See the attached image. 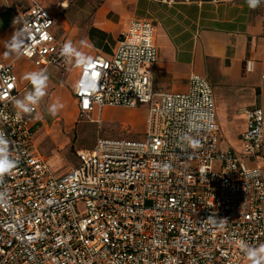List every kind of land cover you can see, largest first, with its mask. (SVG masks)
<instances>
[{"label":"built area","instance_id":"obj_1","mask_svg":"<svg viewBox=\"0 0 264 264\" xmlns=\"http://www.w3.org/2000/svg\"><path fill=\"white\" fill-rule=\"evenodd\" d=\"M56 22L40 4L18 12L19 56L42 70L67 69L73 58L61 55L66 41ZM92 59L96 89L81 87L82 66L74 87L79 116L145 105V139L99 136L58 175L37 148L38 106L17 119L19 77L14 63H0V130L17 160L0 182V264H243L236 241L264 244V110H248L240 151L221 149L207 78L193 76L185 92L156 90L159 47L150 19L132 20L110 56ZM246 69L253 71V60Z\"/></svg>","mask_w":264,"mask_h":264},{"label":"crops","instance_id":"obj_2","mask_svg":"<svg viewBox=\"0 0 264 264\" xmlns=\"http://www.w3.org/2000/svg\"><path fill=\"white\" fill-rule=\"evenodd\" d=\"M35 4L57 18L54 32L58 38L82 44L80 52L91 58L110 56L132 20H152L159 47V59L154 66L156 90L185 92L193 76L207 78L213 90L220 88V95L217 92L216 96L214 90V97L223 137L221 149H242L241 134L246 128L248 110L255 107L264 110V0L254 10L246 0H0V63H14L21 100L34 91L32 83L24 79L25 74L43 70L11 51L9 42L14 33L25 42V33L15 23V17ZM5 51L9 52L7 56ZM248 60L254 61L250 72L246 69ZM73 62L76 63L75 57ZM75 71L69 97L73 107L77 106L74 96L77 63ZM54 81L47 84L49 92L45 88V100L50 93L57 92L62 99L68 93L69 87L60 78L59 83ZM231 116L239 121L242 131L235 144L225 147L222 126L230 125ZM36 121L38 125L44 123L40 117ZM259 163L264 168V157ZM243 264L250 262L246 260Z\"/></svg>","mask_w":264,"mask_h":264},{"label":"rangeland","instance_id":"obj_3","mask_svg":"<svg viewBox=\"0 0 264 264\" xmlns=\"http://www.w3.org/2000/svg\"><path fill=\"white\" fill-rule=\"evenodd\" d=\"M62 26L59 24V34H62ZM73 46L80 51L82 44H77L70 39ZM108 57V56H106ZM76 63L72 62L67 69H62L56 65H50L44 69L48 76V83L56 81L69 87L67 95L61 98L60 94H49L47 100L45 96L38 103L39 111L34 115L35 119L42 118L44 123H40L35 128V140L39 153L49 160V166L55 174L64 171L78 164V151L90 149L95 144L99 136L110 139L144 140L145 121L147 106L141 105L140 110L107 107L104 115L94 117H80L77 106L73 107L69 97L72 95L73 83L76 75ZM55 77V78H54ZM47 92L50 86H47ZM215 94L220 88H215ZM220 95V92H218ZM23 97V94L21 95ZM21 98V97H20ZM55 103L63 105L55 116L49 114V107ZM218 120L219 115H218ZM220 122V121H219ZM224 130V145L235 144L242 131L239 121L233 116L230 117V125L222 126Z\"/></svg>","mask_w":264,"mask_h":264},{"label":"clouds","instance_id":"obj_4","mask_svg":"<svg viewBox=\"0 0 264 264\" xmlns=\"http://www.w3.org/2000/svg\"><path fill=\"white\" fill-rule=\"evenodd\" d=\"M249 8L256 9L261 5V0H246ZM64 7V6H62ZM51 22V21H49ZM44 38H47L45 36ZM11 51L18 54L21 53L24 42L13 34L11 41L9 42ZM6 56L9 54L8 51L4 53ZM61 55L67 60H71L73 57L76 58V63L84 68V74L81 80V87H86L90 91H94L97 87V81L99 73L95 71V62L90 56L85 53L78 51L71 41L66 42L61 49ZM249 70H251V62H249ZM24 79L30 81L34 86V91L27 94L24 99H16L14 106L17 108V119L21 118L22 114H29L34 110V106L38 105L41 98L45 95V88L47 86L48 76L44 72H31L24 76ZM63 105L59 103L52 104L48 111L49 114L55 116L59 109ZM192 148L199 146V141L193 138H186ZM11 141L8 139L3 130H0V182L3 181V177L10 174L17 167V160L12 158L10 153ZM164 170L167 171L169 165H164ZM6 196V192H0V199ZM237 246L243 250L245 258L250 264H264V244L258 246H251L243 240L236 241Z\"/></svg>","mask_w":264,"mask_h":264}]
</instances>
